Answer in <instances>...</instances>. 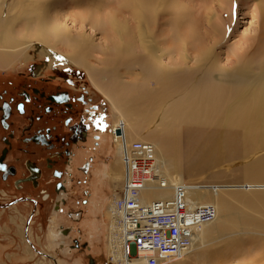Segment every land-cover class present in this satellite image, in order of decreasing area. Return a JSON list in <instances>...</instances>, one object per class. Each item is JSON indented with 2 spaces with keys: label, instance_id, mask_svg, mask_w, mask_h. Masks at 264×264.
<instances>
[{
  "label": "bare ground",
  "instance_id": "1",
  "mask_svg": "<svg viewBox=\"0 0 264 264\" xmlns=\"http://www.w3.org/2000/svg\"><path fill=\"white\" fill-rule=\"evenodd\" d=\"M52 1L0 0V68L22 64L32 47L48 52L42 46L48 45L84 69L111 102L127 143L140 141L132 132L155 147L158 174L142 191V201L172 197L174 186L183 183L184 157L200 169L229 157L244 160L252 150L264 152V7L252 16L258 18L254 33L240 34L222 51L238 23L232 0H73L78 12L63 15L55 5L50 16ZM98 53L105 55L99 59L103 65L92 60ZM117 162L125 170L120 143ZM242 174V190L186 189L189 200L212 203L217 215L199 229L190 250L165 264H224V247L237 234L261 239L264 222L244 216L245 209L238 215L235 204L264 215V155ZM208 224L236 228L206 240L201 234ZM108 253V264H125L114 226ZM130 264L143 260L135 255Z\"/></svg>",
  "mask_w": 264,
  "mask_h": 264
},
{
  "label": "rangeland",
  "instance_id": "2",
  "mask_svg": "<svg viewBox=\"0 0 264 264\" xmlns=\"http://www.w3.org/2000/svg\"><path fill=\"white\" fill-rule=\"evenodd\" d=\"M74 1L53 0L50 3L51 7L49 6L47 9V13L50 16L53 15L52 13L55 5L58 7L59 11H62L63 15L76 13L78 12L79 8L75 9V7H72L73 5H76ZM231 4L233 6V13L238 23L234 22L235 26L233 25L231 27V33H233V35H231V37L227 40L226 46L220 48L222 51L225 50L228 45L233 46V42L239 39L240 34H250V32L254 33V30L252 31L251 29L257 26L258 18L256 16H252H254V14L257 15L258 12L264 7V0H232ZM226 17L227 14L225 15V18ZM68 18L69 17L65 19ZM68 24L70 27H72L70 21ZM42 46L44 49L48 50L49 53L35 46L29 50L28 56H32V60H42L45 58V56H47L51 61H57L58 64L64 63L74 66L78 72L81 73V76L85 79V81L89 82L91 96L97 101L104 100L106 102V134L102 132L98 133L97 130L92 131L93 134H98L100 138L103 134L105 141H103L101 147H97L94 145V142L99 141V139H96L93 136L91 137V151L89 155H91L92 159L94 158V172L91 177L90 190L92 198H90V202H88L89 204L82 205L81 203L77 202L75 197H77L78 194L74 195V198L68 201V207L66 210H68V208L82 210L81 218L78 220H73L65 213H59L58 217L56 216V220L51 222L50 216L54 211V201L51 200L48 201V203H40V214L35 215L33 223L30 224L28 222V224H26L29 226L28 235L32 242L24 239L25 234L23 230L26 226L25 218L28 216V220L31 221L33 204L30 202L21 201L15 205H11V200L16 196H20L21 193L14 189L11 184L0 185V205L2 206L0 208V264H108L109 221L107 219L106 204L111 189L118 188L122 184V173H125L122 164L117 162L118 147L120 143L118 132L116 153H114L115 148L112 143V134L110 132L114 122L117 131L120 130V128H118L120 123L117 121V113H115L111 102L107 99L110 102L109 104L108 101H106L105 98L100 94V92L93 88L90 83L91 81L84 69L69 61V59L61 51L53 49L48 45ZM104 56L105 55L102 53L94 54V56H92V60L103 65L102 62L100 63V60ZM19 65L22 64L18 63L17 66ZM113 115H115L114 118ZM126 118L128 120L130 119L127 116ZM119 133H122V131ZM131 135L133 138H135L134 140L142 141L136 136L135 133L131 132ZM153 136L154 135L152 134L148 137ZM146 142L152 143L151 141ZM37 153V157L41 155L46 156V152ZM262 153L264 152L259 151L258 153V150H252L251 152L247 153L246 156L250 159L246 158L243 160L242 158L229 157L227 158L229 160L224 159L221 160L222 162L217 161L216 163H212L213 165L210 164L200 169L191 168V162L187 157H184V159L181 160L182 181L183 183H191V186H199V184L200 186L217 185L221 188L234 187L235 189L242 190L246 186V182L242 176L243 168L246 167L250 162L256 160V158H258L260 155H264ZM39 159H41V162L43 161L42 158ZM217 174H224L226 178H215ZM252 180L253 179H249L248 181ZM74 186L77 187L76 184ZM44 187L49 189L53 195V190L51 189L50 185L47 184L44 185ZM77 189L78 193L82 192L81 188L77 187ZM24 193L37 194L38 190H32V188L28 185L26 190L23 191V194ZM241 199H243V196ZM234 201L235 202L233 204H235L237 200L235 199ZM87 206L89 208H86ZM235 206L236 208H239V210L235 209L237 210V213H239L238 215L246 211L247 214H244V216L248 215L254 218L260 217V219L264 222V215H261V213L258 215L256 213L259 212V209L257 211L254 210L253 214L247 211L250 209L248 206L243 207V205L241 206L240 203H236ZM244 209L245 211L242 212ZM59 225L65 227L68 226L71 228L73 227L69 237L57 230ZM62 226H60L61 230ZM235 228L236 227L226 230H218L213 227V224H208L201 236L206 240H211L218 238L223 234L233 233L232 230ZM236 231L239 230L236 229ZM249 235L250 234H246L241 237L240 234H237V238L224 247L227 249V255L224 264H264V251H262L261 248V244L262 247L264 246V235H258L261 239H257ZM75 240L80 242L79 247H71L73 246ZM33 246H36L37 249H33Z\"/></svg>",
  "mask_w": 264,
  "mask_h": 264
},
{
  "label": "flooded vegetation",
  "instance_id": "3",
  "mask_svg": "<svg viewBox=\"0 0 264 264\" xmlns=\"http://www.w3.org/2000/svg\"><path fill=\"white\" fill-rule=\"evenodd\" d=\"M31 58L27 56L19 66L0 68V185L11 184L21 193L11 205L21 201L33 204L32 219L40 214V203L52 200L51 222L59 213L78 220L82 210L66 208L76 194L75 200L82 205L92 198L90 141L92 136L99 139L94 142L97 147L105 141L103 134L100 138L92 131L106 134V102L91 96L89 82L74 66L58 64L47 56ZM110 132L116 153L115 122ZM37 152H46V156L37 157ZM47 184L53 195L44 187ZM28 185L38 193L23 194ZM60 226L57 230L69 237L73 227L62 226L61 230ZM79 246L75 240L71 247Z\"/></svg>",
  "mask_w": 264,
  "mask_h": 264
},
{
  "label": "built area",
  "instance_id": "4",
  "mask_svg": "<svg viewBox=\"0 0 264 264\" xmlns=\"http://www.w3.org/2000/svg\"><path fill=\"white\" fill-rule=\"evenodd\" d=\"M118 136L125 173L107 200L109 233L113 226L119 229L125 264L135 255L143 264H165L179 258L190 250L199 229L216 218L217 210L212 203L188 199L186 189L191 183L175 185L170 198L142 201V191L158 174L155 147L142 141L128 144L123 133ZM161 186L167 187L164 182Z\"/></svg>",
  "mask_w": 264,
  "mask_h": 264
},
{
  "label": "crops",
  "instance_id": "5",
  "mask_svg": "<svg viewBox=\"0 0 264 264\" xmlns=\"http://www.w3.org/2000/svg\"><path fill=\"white\" fill-rule=\"evenodd\" d=\"M28 215H29V214H28ZM27 217H28V216H27ZM27 217L25 218V225L28 224V222H29L30 224L33 223V221L30 222V220H28ZM31 220H34V219H32V217H31ZM28 227H29V226H27V225L24 227V230H23V231H24V234H25V237H26V238L24 237V239H27V240L31 241V240H30V237H29V235H28ZM31 242H32V241H31ZM33 249H37L36 246H33Z\"/></svg>",
  "mask_w": 264,
  "mask_h": 264
},
{
  "label": "water",
  "instance_id": "6",
  "mask_svg": "<svg viewBox=\"0 0 264 264\" xmlns=\"http://www.w3.org/2000/svg\"><path fill=\"white\" fill-rule=\"evenodd\" d=\"M117 132L119 133V132H121V130H118Z\"/></svg>",
  "mask_w": 264,
  "mask_h": 264
}]
</instances>
